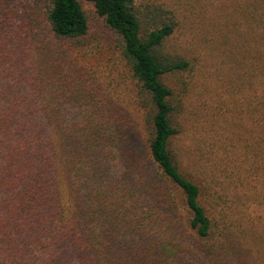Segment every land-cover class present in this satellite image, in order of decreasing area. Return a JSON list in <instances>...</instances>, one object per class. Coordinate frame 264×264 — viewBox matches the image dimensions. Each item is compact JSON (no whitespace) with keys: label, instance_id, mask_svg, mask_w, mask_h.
I'll list each match as a JSON object with an SVG mask.
<instances>
[{"label":"trees","instance_id":"16d2710c","mask_svg":"<svg viewBox=\"0 0 264 264\" xmlns=\"http://www.w3.org/2000/svg\"><path fill=\"white\" fill-rule=\"evenodd\" d=\"M86 1L133 110L73 51L90 34L79 0H0V264H264V0H208L237 123L185 165L163 77L193 68L171 43L186 8Z\"/></svg>","mask_w":264,"mask_h":264},{"label":"rangeland","instance_id":"374dc122","mask_svg":"<svg viewBox=\"0 0 264 264\" xmlns=\"http://www.w3.org/2000/svg\"><path fill=\"white\" fill-rule=\"evenodd\" d=\"M90 24V34L86 43L76 45L73 50L78 61L90 68L116 97L118 96L133 106L132 96L136 93V82L124 65L116 47L115 37L103 25L93 5L86 0H79ZM147 2L148 0H141ZM151 1V0H150ZM171 3V0H159ZM180 1L187 12H182L186 28H180L171 39L172 46L184 53L193 62V68L184 72L164 75L166 84L174 93L176 109L173 123L179 132L170 140L169 148L178 160L189 163L195 154H208L209 138L227 132L228 127L236 130V112L232 113L233 104L229 90L226 92V68L220 76L212 72L222 62L218 49L211 50V37L207 32L209 18L208 0H172ZM189 9L192 12H189ZM214 68V69H213ZM219 79H218V78ZM222 101L217 100V94ZM242 124L244 125L243 114ZM220 137V136H219Z\"/></svg>","mask_w":264,"mask_h":264}]
</instances>
